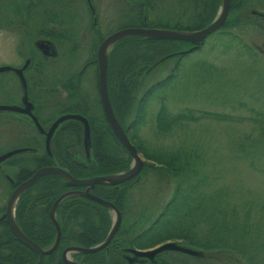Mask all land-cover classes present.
I'll list each match as a JSON object with an SVG mask.
<instances>
[{"label": "trees", "instance_id": "16d2710c", "mask_svg": "<svg viewBox=\"0 0 264 264\" xmlns=\"http://www.w3.org/2000/svg\"><path fill=\"white\" fill-rule=\"evenodd\" d=\"M248 4L249 0H230L229 12L235 11V14L247 8ZM21 8L39 10L58 7L44 3L35 5L33 0H26L25 7ZM220 8L221 0H138L131 11L132 16L122 19L125 25L122 22L120 27L195 31L211 23ZM227 16L231 17L230 14ZM255 19L251 17L247 20ZM241 20L239 15L231 21L226 18L220 28L237 26ZM249 23L255 25L254 22ZM234 35L238 36L236 33ZM189 47L190 44L184 41L154 40L143 36H129L114 43L108 56L110 102L121 127L147 163H144L137 177L117 186L96 184L91 193L115 204L122 217H131L122 220L112 243L120 238L126 245L149 248L168 240L180 241L182 245L203 252L202 258H214L221 264H261L259 260L264 250V240L261 239L259 226L262 223H253L250 209L246 206L241 209L232 201L225 187L207 191V177L203 175L204 157L196 145L149 148L140 139L139 131L144 124L147 106L155 96L160 99V107L155 115V133L161 137L171 134L183 122L203 118L229 119L209 111H201L199 115H194L190 109L174 114L168 111L166 91L178 81L185 55L181 51ZM172 61L171 70L165 77L147 79ZM87 99L85 108L80 111L65 104L58 106L53 118L65 112L85 115L92 144L89 159L82 144V123L66 120L51 137V155L45 149L42 136L39 142L25 146L30 149L27 151L29 154H16L2 163V166L15 169L14 173H3V177L7 174L13 180L10 183L4 177L10 192L37 168L47 165L59 166L76 178L109 175L129 169L131 156L110 129L99 98L93 100L88 95ZM245 147L248 148V145L238 144L237 150L246 154ZM148 173L156 177L159 175L160 181L155 182L156 187L168 189L167 200L158 208L155 204H147L138 210L133 206L130 208L127 199L130 187ZM84 189L66 185V180L59 175L38 178L17 199L14 208L17 226L41 248L50 247L56 236L50 216L54 202L65 192ZM108 210L81 195L63 199L55 211L61 229L59 244L52 253L43 256L42 264H63L61 251L68 246L91 247L103 241L113 223ZM4 211L5 206L0 209V216ZM260 213L262 215L263 211ZM260 218L258 220L261 221ZM103 252L104 249H100L85 256L95 257ZM37 260L38 255L13 235L5 218H0V264H36ZM210 260L203 259L202 263Z\"/></svg>", "mask_w": 264, "mask_h": 264}, {"label": "rangeland", "instance_id": "374dc122", "mask_svg": "<svg viewBox=\"0 0 264 264\" xmlns=\"http://www.w3.org/2000/svg\"><path fill=\"white\" fill-rule=\"evenodd\" d=\"M249 3L247 8L235 14V11L228 13L231 16H227L230 21L237 15L242 18L239 25H228L223 30L220 28L214 31L205 38L200 48L184 55L178 81L166 91L165 104L171 114L190 109L193 110L194 115H199L201 111H209L229 119L203 118L198 121L183 122L177 125L171 134L161 137L155 133V115L160 107V99L155 96L147 106L144 124L139 134L140 139L149 148L196 145L198 152L204 157L203 175L207 177V191L225 187L232 201L241 209H244V206L250 209V220L253 223L258 222L260 225L262 223L259 227L261 239L264 240V123H262L264 122V27L262 26L264 19L250 14V9L261 8L257 4L259 1L249 0ZM129 7L130 5L124 0L100 2L101 27H104L102 32L107 33L106 31L111 28L114 30L120 28L124 21H117L119 9L126 12ZM251 17L256 19L247 20ZM249 22H254L255 25ZM226 31H233L238 36ZM112 47H109L108 53ZM8 49H12L11 39ZM253 52L255 53L252 55ZM9 54V58L13 59L14 55L12 57V53ZM78 64V62L75 64L76 67L79 66ZM172 64L173 61L168 62L166 68L163 70L160 68L159 73L155 72L147 79L165 77L171 70ZM88 80L85 86L89 96L93 100L99 98L94 69L91 70ZM7 86L10 87V94L16 101L20 93L18 83L10 80ZM5 100L11 99L0 98V103ZM45 117L46 114L42 113V118ZM29 120L33 123L31 119ZM29 123L21 124V119L0 112V154L19 148L20 145L25 147L41 140L42 136L31 125L32 123ZM241 143L248 145V148L245 147L246 154L237 150V145ZM24 154L29 152H21V155ZM139 155L144 163H147L140 152ZM5 172L11 174L15 169L2 164L0 166V209L6 207L10 192L5 176L3 177ZM159 181V175L156 177L153 173L141 176L140 180L129 189L127 196L129 207L133 206L138 210L147 204H155L157 208L162 205L167 200L169 191L156 187L155 182ZM108 209L109 217L114 221L115 214L110 208ZM145 212L147 214V210ZM129 218L126 215L121 216V222ZM117 240L116 243L126 245L124 240L120 238ZM260 255L259 263L264 264V250ZM201 264L221 263L212 258L208 263Z\"/></svg>", "mask_w": 264, "mask_h": 264}, {"label": "flooded vegetation", "instance_id": "af4514ba", "mask_svg": "<svg viewBox=\"0 0 264 264\" xmlns=\"http://www.w3.org/2000/svg\"><path fill=\"white\" fill-rule=\"evenodd\" d=\"M25 1L0 0V67L11 66L21 69V83L14 69L0 71V98L11 99L0 104H17L23 107V98L27 93L28 101L33 104V114L40 125H43L42 128L48 130L60 115L75 113L65 112L53 118L58 106L65 104L78 111L85 108L89 95L85 85L89 82L91 70L96 69L95 76L98 75V47L107 35L122 27L116 30L111 28L106 31L108 34L102 32L104 27H101L99 6L104 0H33L35 5L44 3L58 7L39 10L21 8L25 7ZM137 1L124 0L130 7L126 12L119 9L117 21L132 16L131 11ZM258 1L257 4L261 8L250 9V14L264 19V0ZM10 39L11 50L8 49ZM42 39L49 40L53 44L56 51L54 57L44 55L37 48L36 42ZM9 53H12V57L14 55L12 60L9 58ZM77 62L78 67L75 65ZM22 79L25 80L26 91ZM10 80H15L19 85L20 93L16 101L10 94V87L7 86ZM6 113L8 116L21 119V124L32 123L23 113ZM42 113L46 114L45 118H42ZM31 125L34 126L33 123ZM43 138L45 139L44 136ZM112 239L102 248L104 252L99 256L89 258L85 256L87 254L70 251L67 257L78 264H201L203 259L210 260L178 250L137 254L135 251L147 252L159 245L140 248L134 245H122L115 241L112 243ZM167 242L180 244V241ZM69 247L71 246L61 251V259L63 252Z\"/></svg>", "mask_w": 264, "mask_h": 264}, {"label": "water", "instance_id": "95a60500", "mask_svg": "<svg viewBox=\"0 0 264 264\" xmlns=\"http://www.w3.org/2000/svg\"><path fill=\"white\" fill-rule=\"evenodd\" d=\"M230 7V0H221V9L217 16L213 19L211 23H209L207 26L195 30V31H176V30H170V29H163V28H154V27H125L118 29L109 35H107L103 41L100 43L97 51V62H98V93L99 98L102 106V110L104 113V116L108 122V125L110 129L112 130L114 136L116 139L120 142V144L129 152L132 163L128 170L122 171L119 173L109 174V175H99V176H93L89 178H76L73 175H71L68 171L65 169L59 167V166H53V165H47L43 167L37 168L30 177L25 179L24 181L20 182L17 186L13 188L11 193L9 194L7 201H6V207L5 211L2 215V218H5L7 221V224L9 226V229L15 235V237L24 243L26 246L31 248L37 255L38 260L36 264H42V259L44 255H48L52 253L56 247L59 244L60 236H61V230L59 228V225L55 219V209L63 199H65L68 196L71 195H81L85 196L86 198L100 204L103 206H106L110 208L114 214L115 218L113 221V224L110 228L109 233L107 234L106 238L101 241L100 243L91 246V247H79V246H71L63 252L62 260L64 264H78L75 263L67 257L68 253L70 251L72 252H81L84 254H90L94 253L102 248H104L114 237L115 233L117 232L120 223H121V212L120 210L113 204L112 202L102 199L101 197H98L91 193V190L96 184H107V185H113L117 186L127 180H130L132 178L137 177L144 166V161L139 155V152L137 151L136 147L131 143L129 140L127 134L121 127L120 123L118 122L114 112L113 108L110 102L109 94H108V86H107V73H108V54L107 50L109 47L114 44L116 41L129 37V36H143L148 39H154V40H179L189 43L191 46L187 48L184 51H181V54H186L188 52H192L193 50L197 49L200 44H202L205 40V38L213 33L214 31L218 30L226 21L228 11ZM37 48H39L42 53L46 56L54 57L56 55L55 48L53 47V44L49 40H38L36 42ZM14 69L15 73L18 75L20 83H21V69L20 68H13L11 66H4L0 67V71L2 70H10ZM23 86L26 91V84L25 80L22 79ZM24 106L21 107V105L17 104H0V112H13V113H23L27 115L34 124V127L36 131L41 135L45 137L44 145L47 153L51 155L50 152V140L52 135L54 134L55 130L58 128V126L66 121V120H77L82 123L83 125V137H82V144L83 148L86 153V158L89 159L90 157V149H91V137H90V126L87 118L79 113H67L60 115L57 117L52 124L49 126L48 130H44L40 123L38 122L36 116L33 114V104L28 101L27 93H25V96L23 98ZM30 150L26 147H19L15 149H11L8 151H5L0 154V166L3 162L8 160L10 157L19 154L21 152H26ZM46 175H59L63 177L66 180V185L71 187H84V190H71L68 192L63 193L60 195L56 201L54 202L51 211L50 216L52 221L54 222V225L56 227V237L53 242V244L43 249L40 246H38L36 243L32 242L23 232L19 229L17 226L14 215H13V208L14 203L18 199V197L21 195V193L28 187L32 186L35 181L43 176ZM8 181L10 183H13V180L6 176ZM165 250H178L190 255H196V256H203V252L196 250L194 248L178 244L176 242H166L163 244H160L156 248L149 250L147 252L142 251H135L137 254H156L158 252H162Z\"/></svg>", "mask_w": 264, "mask_h": 264}, {"label": "bare ground", "instance_id": "6f19581e", "mask_svg": "<svg viewBox=\"0 0 264 264\" xmlns=\"http://www.w3.org/2000/svg\"><path fill=\"white\" fill-rule=\"evenodd\" d=\"M113 45H114V44H112L111 46H113ZM111 46H110V47H111ZM107 54H109V53H108V50H107ZM8 176H9V175H8ZM9 177H10V176H9Z\"/></svg>", "mask_w": 264, "mask_h": 264}]
</instances>
